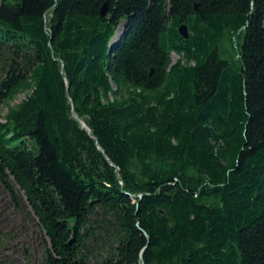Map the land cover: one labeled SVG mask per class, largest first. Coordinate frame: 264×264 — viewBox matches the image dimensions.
I'll list each match as a JSON object with an SVG mask.
<instances>
[{
	"label": "trees",
	"instance_id": "obj_1",
	"mask_svg": "<svg viewBox=\"0 0 264 264\" xmlns=\"http://www.w3.org/2000/svg\"><path fill=\"white\" fill-rule=\"evenodd\" d=\"M3 108L42 264H264V0H0Z\"/></svg>",
	"mask_w": 264,
	"mask_h": 264
},
{
	"label": "rangeland",
	"instance_id": "obj_2",
	"mask_svg": "<svg viewBox=\"0 0 264 264\" xmlns=\"http://www.w3.org/2000/svg\"><path fill=\"white\" fill-rule=\"evenodd\" d=\"M176 59L171 55L172 62ZM5 113L3 108L0 120ZM43 249V237L32 222L16 212L6 196L0 194V264H42Z\"/></svg>",
	"mask_w": 264,
	"mask_h": 264
},
{
	"label": "water",
	"instance_id": "obj_3",
	"mask_svg": "<svg viewBox=\"0 0 264 264\" xmlns=\"http://www.w3.org/2000/svg\"><path fill=\"white\" fill-rule=\"evenodd\" d=\"M107 14V4H104L100 10V16L105 17ZM180 36L185 40L188 38V31L186 25H181L178 29Z\"/></svg>",
	"mask_w": 264,
	"mask_h": 264
}]
</instances>
